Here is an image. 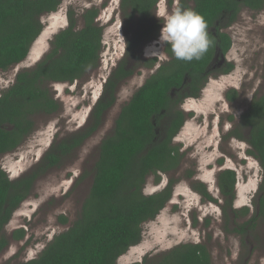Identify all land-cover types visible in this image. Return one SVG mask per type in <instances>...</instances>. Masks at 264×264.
<instances>
[{
  "label": "trees",
  "instance_id": "16d2710c",
  "mask_svg": "<svg viewBox=\"0 0 264 264\" xmlns=\"http://www.w3.org/2000/svg\"><path fill=\"white\" fill-rule=\"evenodd\" d=\"M159 1L121 0L124 23L130 28L129 24L135 20L137 30L127 40L126 56L107 78L86 125L55 141L33 169L16 179L11 178L0 161V253L11 240L25 237L24 228L13 230L10 236L5 229L14 212L32 193L37 179L64 165L99 129L106 112L116 103L122 82L143 67L154 69L159 62V56L144 60L140 55L133 56L134 49L143 46V50L146 43L160 34L162 23L155 21ZM62 2L0 0V72L28 57L44 28L42 16L57 10ZM180 7L191 8L206 19L213 41L208 52L199 61L186 62L176 59L168 45L169 58L121 107L113 130L100 143L94 166L82 173L80 179L89 176L91 182L76 218L70 220L60 214L59 223L68 227L55 235L38 256L13 264H118L120 257L141 242L143 225L154 220L172 198L176 181L172 176L159 191L146 193L145 187L150 175H155L158 182L159 172L177 171L182 162L179 147L172 143L185 120L178 102L185 96H199L213 71L228 73L235 67L231 61L218 66L216 60L218 53L226 54L232 47L228 29L246 8L256 12L264 9V0H181ZM99 14V7L87 8L81 16L82 25H78L75 11H71L69 25L54 36L49 52L36 65L19 70L9 87L0 89V159L16 150L33 132L38 116L59 111L61 103L49 84L73 83L98 66L105 30L97 20ZM228 98H238V91L231 89ZM242 127L231 134L246 139L253 146L249 152L264 167V92L254 97L244 113ZM248 128L250 133L245 136L244 129ZM218 178L227 203L225 229L242 236L255 232L264 223V178L255 197L254 211L249 206L232 209L236 196L234 170L227 169ZM198 185L205 199H213L204 183ZM209 223L208 218L206 224ZM257 243L264 247V238L257 237ZM132 264H213V261L205 243L185 242Z\"/></svg>",
  "mask_w": 264,
  "mask_h": 264
},
{
  "label": "rangeland",
  "instance_id": "374dc122",
  "mask_svg": "<svg viewBox=\"0 0 264 264\" xmlns=\"http://www.w3.org/2000/svg\"><path fill=\"white\" fill-rule=\"evenodd\" d=\"M180 1L160 0L155 21L163 23L157 15L161 10H175ZM93 6L100 8L97 20L105 28L100 63L73 83L49 84L61 107L55 114L38 116L33 132L22 144L1 156V164L12 179L33 169L55 141L86 125L107 78L126 56L127 40L136 32L138 22L131 21L130 28L124 23L121 0H63L57 10L42 16L44 28L28 57L10 70L0 72V89L9 87L19 70L36 65L49 52L54 36L69 25L71 11H75L78 25H82V13ZM239 17L228 29L233 44L226 53L227 60L235 67L228 73H210L199 96H187L183 103L187 119L174 142L181 144L185 156L176 172L173 196L154 220L143 225L141 242L120 257L118 264L142 262L147 255L156 256L185 242L205 243L211 251L213 264H264V247L257 245V237L264 238V223L245 236L228 232L223 213L226 200H221L220 205L208 202L198 189V184L205 182L207 188L209 186L221 199L217 176L221 168H230L237 174V192L232 208L250 206L253 211L255 195L264 175L260 160L248 152L253 146L241 138L225 139L235 124L243 123L244 113L254 97L264 92V9L260 12L245 10ZM159 37L160 34L146 43L143 50V46L133 50V56L140 55L141 60L159 56L155 68L148 69L141 64V71L119 86L116 103L106 112L99 129L64 165L52 168L37 179L32 193L14 212L5 229L10 236L13 230L24 228L26 235L21 240H11L0 253V264H13L38 256L55 235L68 227V224L59 223V215L63 213L70 220L76 218L91 182L89 176L81 180L82 173L94 166L100 143L113 130L121 107L159 64L169 58L166 51L169 46H162ZM231 89L238 91V99L233 104L228 100ZM231 115L233 119L229 118ZM249 130L244 129L245 136L249 135ZM219 158L224 159L223 166L218 165ZM190 170L194 171L192 175H189ZM158 175V182L155 175L149 176L146 193L166 186L168 173L159 172ZM208 218L210 223L206 224Z\"/></svg>",
  "mask_w": 264,
  "mask_h": 264
},
{
  "label": "clouds",
  "instance_id": "9594fccd",
  "mask_svg": "<svg viewBox=\"0 0 264 264\" xmlns=\"http://www.w3.org/2000/svg\"><path fill=\"white\" fill-rule=\"evenodd\" d=\"M157 17L163 21L160 44L169 45L176 59L199 61L208 52L213 41L209 36V25L201 13L191 8L176 7L171 12H160Z\"/></svg>",
  "mask_w": 264,
  "mask_h": 264
},
{
  "label": "flooded vegetation",
  "instance_id": "af4514ba",
  "mask_svg": "<svg viewBox=\"0 0 264 264\" xmlns=\"http://www.w3.org/2000/svg\"><path fill=\"white\" fill-rule=\"evenodd\" d=\"M170 2H171V0H170ZM181 2V1H180ZM180 2H179V6L178 7H180ZM245 10H247V8L245 9ZM248 11V10H247ZM161 31V30H160ZM216 60L218 61V66H221V65H223V64H225L226 62H228L229 60H227V58H226V54H223V53H218V55H217V58H216ZM160 65V64H159ZM159 67V66H158ZM202 89V88H201ZM201 91V90H200ZM191 96V95H190ZM186 97L187 96H185V97H183L179 102H178V109H180V110H182L183 112H184V110H185V106L183 105V103L185 102V99H186ZM195 97V96H194ZM236 99H238V98H236ZM228 100H229V103L230 104H233V102H235L234 100H230L229 98H228ZM185 114V120H184V122H183V124H182V126H181V128L178 130V132L174 135V137H173V141H172V143L173 144H175V145H177L178 147H179V151H180V153H181V155H182V161H183V158H184V156H185V153L184 152H182V149H181V144H177V143H175L174 141L176 140L177 141V138H178V135L182 132L181 131V129H182V127H183V125H184V123H185V121H186V119H187V117H186V113H184ZM232 116V115H231ZM231 116H229V118L231 117ZM231 119H233V118H231ZM242 122L240 123V124H235L234 125V128L230 131V130H228V131H230L229 132V135L227 136V137H225V139H227L226 141H229L228 139H230V138H235L236 140H240L239 139V137H237V136H235L234 134H231V132H233V131H235L236 129H238V128H240V126H241V128H243L242 127ZM224 128H226V127H224ZM240 130V129H239ZM243 130V129H242ZM181 131V132H180ZM250 131V130H249ZM248 133V132H247ZM187 134L188 133H185V136H187ZM227 134H225V136H226ZM248 135V134H247ZM182 136H184V135H182ZM184 136V137H185ZM242 140H243V138H241ZM244 140H246V139H244ZM247 141V140H246ZM248 142V141H247ZM249 152V151H248ZM218 165L219 166H223L224 165V159L223 158H219V160H218ZM181 166H182V162H181V165L179 166V169L181 168ZM178 169V170H179ZM228 169H230V168H228ZM177 170V171H178ZM225 170H227V167L225 168H221L220 169V171L221 172H223V171H225ZM232 170V169H231ZM177 171H174V172H165V173H168V175H169V177H168V181L170 180V177L172 176L174 179H177L176 178V172ZM190 172H192L191 173V175L193 174V170H190L189 171V174H190ZM220 172V173H221ZM219 173V174H220ZM236 173V172H235ZM218 174V175H219ZM264 178V177H263ZM262 178V179H263ZM210 179H214V177H213V174H211V178ZM217 179H218V184H217V190H218V192H219V195H221V199H219L217 196H215L213 193H212V191L210 190V188H209V186H208V188H207V190H208V192L212 195V198L213 199H207L208 200V202H212V203H215V204H217V205H220V201L222 200H225V195L223 194V192H222V190H221V187H220V185H219V178H218V176H217ZM215 181V180H214ZM211 182V181H210ZM202 183H204L205 185L207 184V183H205V182H202ZM167 184H168V182H167ZM166 184V185H167ZM212 184V183H211ZM236 184H237V174H236ZM208 185H209V183H208ZM214 186H215V184H214ZM235 192H237V185H236V187H235ZM258 192V191H257ZM201 193V192H200ZM204 197V196H203ZM255 197H256V195H255ZM235 198H236V196H235ZM235 200V199H234ZM234 200H233V202H234ZM233 205V204H232ZM233 209V208H232ZM235 209V208H234ZM223 213H224V211H223Z\"/></svg>",
  "mask_w": 264,
  "mask_h": 264
},
{
  "label": "snow or ice",
  "instance_id": "6c2138e0",
  "mask_svg": "<svg viewBox=\"0 0 264 264\" xmlns=\"http://www.w3.org/2000/svg\"><path fill=\"white\" fill-rule=\"evenodd\" d=\"M161 13H163V10H161Z\"/></svg>",
  "mask_w": 264,
  "mask_h": 264
},
{
  "label": "bare ground",
  "instance_id": "6f19581e",
  "mask_svg": "<svg viewBox=\"0 0 264 264\" xmlns=\"http://www.w3.org/2000/svg\"><path fill=\"white\" fill-rule=\"evenodd\" d=\"M39 51V50H38ZM37 53V52H36ZM39 53V52H38ZM36 56V55H35Z\"/></svg>",
  "mask_w": 264,
  "mask_h": 264
}]
</instances>
